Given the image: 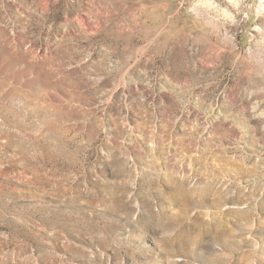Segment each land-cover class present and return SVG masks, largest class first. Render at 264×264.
<instances>
[{
    "label": "rangeland",
    "instance_id": "1",
    "mask_svg": "<svg viewBox=\"0 0 264 264\" xmlns=\"http://www.w3.org/2000/svg\"><path fill=\"white\" fill-rule=\"evenodd\" d=\"M0 264H264V0H0Z\"/></svg>",
    "mask_w": 264,
    "mask_h": 264
}]
</instances>
